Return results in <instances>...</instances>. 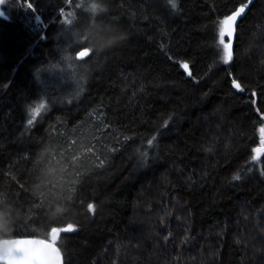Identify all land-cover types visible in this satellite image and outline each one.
<instances>
[{"label":"trees","instance_id":"16d2710c","mask_svg":"<svg viewBox=\"0 0 264 264\" xmlns=\"http://www.w3.org/2000/svg\"><path fill=\"white\" fill-rule=\"evenodd\" d=\"M4 2L0 196L26 213L7 239L71 223L65 264H264V0H100L97 19L128 37L104 52L74 33L88 0ZM241 7L224 63L219 22ZM41 145L67 219L50 222L36 192Z\"/></svg>","mask_w":264,"mask_h":264},{"label":"clouds","instance_id":"9594fccd","mask_svg":"<svg viewBox=\"0 0 264 264\" xmlns=\"http://www.w3.org/2000/svg\"><path fill=\"white\" fill-rule=\"evenodd\" d=\"M92 5H97L99 8L100 0H88L86 11L89 15V23L78 29V36L86 33L87 45L94 52H104L126 41L128 37L119 25L97 19L100 11L98 8L94 11ZM78 36L76 37L77 40ZM50 147V145H41L37 148V163L40 166L35 183L36 192L43 199L48 220L55 222L67 219L70 213L69 203L72 200V195L70 190L65 189L61 182L53 183L50 169L57 168V174H59L62 165L58 167L48 163L46 149ZM42 154H45L44 160L39 159ZM45 182H47L46 185ZM25 218L26 213L22 208L13 203L7 195L0 196V239L11 237L17 226Z\"/></svg>","mask_w":264,"mask_h":264},{"label":"snow or ice","instance_id":"6c2138e0","mask_svg":"<svg viewBox=\"0 0 264 264\" xmlns=\"http://www.w3.org/2000/svg\"><path fill=\"white\" fill-rule=\"evenodd\" d=\"M172 4V7H176V0H169ZM3 3V0H0V4ZM93 10H97V5H92ZM99 11H103V8L99 6ZM244 7L239 8L234 11L232 15L226 16L222 21L219 22V44L223 46L222 60L225 63H228L232 57L231 43H225V37L231 38L233 36L234 24L237 19L243 13ZM86 53H81V56ZM186 71L189 68V65L185 62L181 64ZM189 75L191 73L189 72ZM236 88H240V85L233 82ZM43 107V106H41ZM39 113V109H36L32 112V119L28 121L29 124H32L36 115ZM264 132V129H261ZM152 141H149L151 144ZM259 152L260 149H257ZM234 179H239V175L233 177ZM90 211L94 210L92 204L88 205ZM75 226L71 223L67 224L64 228H51L52 241L49 243L45 240H32V239H0V259L7 261V264H59V252L58 249L54 247V241L57 239V234L60 231H74ZM40 245L39 248L32 247L33 245Z\"/></svg>","mask_w":264,"mask_h":264},{"label":"rangeland","instance_id":"374dc122","mask_svg":"<svg viewBox=\"0 0 264 264\" xmlns=\"http://www.w3.org/2000/svg\"><path fill=\"white\" fill-rule=\"evenodd\" d=\"M8 2H7V0H5V2H4V4H7ZM2 6H3V3L2 4H0V12H1V9H2ZM4 13V12H3ZM241 15H242V13H241ZM241 15L239 16V17H237V19H236V21H235V24H234V31H233V36L231 37V38H229V37H225L224 39H225V43H231V51H232V57H231V60H232V58H233V44H234V39H235V26H236V24H237V21L239 20V18L241 17ZM67 19V18H66ZM67 22V24L68 23H70V20H68V21H66ZM73 27V24L72 25H70L69 26V29H71ZM75 28H73L72 30H74ZM71 31V30H70ZM74 33L75 34H78V32L77 31H74ZM76 41H78V40H75L74 39V41H73V44H72V47H74L75 45H77V44H79V42H76ZM219 47L221 48V50H222V54H223V46L222 45H220L219 44ZM230 60V61H231ZM229 61V62H230ZM77 62H81L80 60L79 61H77ZM224 62V61H223ZM228 62V63H229ZM225 63V62H224ZM72 67H74L73 68V72L75 73V71L77 70L76 68H77V65L76 66H72ZM52 74V73H51ZM52 78H54L55 80H57V81H61V83L63 84V85H65V86H70V87H72L73 86V80L74 81H76L77 79H72V77H69V76H66V75H64V76H54V77H52ZM43 99H45V98H43ZM41 106H43V107H41ZM48 106V104H47V102H45V101H43V100H40L37 104H36V106H34L33 108H32V110H31V116H30V119H32V112L34 111V110H36V109H39V113L36 115V117L42 112V111H44L45 110V107H47ZM35 117V118H36ZM35 120V119H34ZM33 120V121H34ZM31 125V124H30ZM258 149H260V151L258 152L257 150H256V155H260V154H262L263 152H264V147H263V145H260V147L258 148Z\"/></svg>","mask_w":264,"mask_h":264},{"label":"water","instance_id":"95a60500","mask_svg":"<svg viewBox=\"0 0 264 264\" xmlns=\"http://www.w3.org/2000/svg\"><path fill=\"white\" fill-rule=\"evenodd\" d=\"M81 53H86V54L83 55V56H81ZM88 55H89V50H87V49H83V50H81L80 52H78L77 57H78L80 60H83V59H85L86 57H88ZM58 236H59V235L57 234V239L54 241V247H55L56 249H58V252H59V264H65L64 256H63L61 250L59 249V247L57 246ZM13 239H32V240H37V241H39V240H44V239H39V238H13ZM45 241H47V242H49V243H53L52 239H51V240H45ZM32 247H34V248H39L40 245L37 244V245H33ZM4 261L7 263L6 260H4V259H0V263H1V262H4Z\"/></svg>","mask_w":264,"mask_h":264}]
</instances>
